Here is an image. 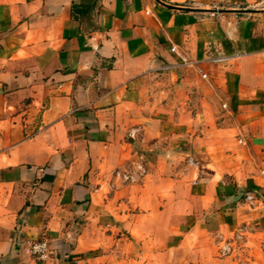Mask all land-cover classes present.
I'll list each match as a JSON object with an SVG mask.
<instances>
[{
  "label": "crops",
  "instance_id": "1",
  "mask_svg": "<svg viewBox=\"0 0 264 264\" xmlns=\"http://www.w3.org/2000/svg\"><path fill=\"white\" fill-rule=\"evenodd\" d=\"M0 264H264V0H0Z\"/></svg>",
  "mask_w": 264,
  "mask_h": 264
},
{
  "label": "built area",
  "instance_id": "2",
  "mask_svg": "<svg viewBox=\"0 0 264 264\" xmlns=\"http://www.w3.org/2000/svg\"><path fill=\"white\" fill-rule=\"evenodd\" d=\"M132 137H135V132L131 133ZM139 169L142 173H144L145 169L143 165L139 166ZM136 174L131 172H126L122 175L125 181H135L137 179ZM253 196L251 194L247 195V199H252ZM28 251L33 254L34 256L38 257L40 260L48 261L51 259L53 250L51 247V243L48 239H29L26 241ZM232 245L231 243L227 242L221 246L220 251L222 255H228L232 252Z\"/></svg>",
  "mask_w": 264,
  "mask_h": 264
}]
</instances>
